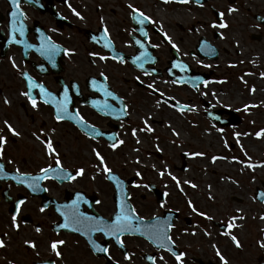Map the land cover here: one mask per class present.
<instances>
[{"label":"flooded vegetation","instance_id":"1","mask_svg":"<svg viewBox=\"0 0 264 264\" xmlns=\"http://www.w3.org/2000/svg\"><path fill=\"white\" fill-rule=\"evenodd\" d=\"M236 1L227 0L229 4ZM129 4L154 23H138ZM13 10L11 0H0V129H3L0 134L7 138L0 158L4 166L0 172V239L5 244L0 248V264H153L148 257H154L155 264H223L216 255L217 249L227 264H264V255L256 256L251 245L240 244L237 248L232 241L228 243L222 238L221 234L230 230L227 222L212 216L207 225L206 212H193L185 197L172 195L169 184L147 180L143 183L144 175L128 176L110 157L111 152L115 156L121 154L124 146L133 141V129L136 135L142 132L145 120L149 126L156 123L151 113L140 109L139 104L142 108L146 105L143 95L160 96L174 105L171 97L161 96L155 87L156 91L147 87L153 78L190 87L175 79L192 70L208 73L207 82L214 79V66L207 70L200 68L192 64L191 57L216 62L226 51L218 43L221 32L210 28L213 24L219 25L225 16L217 0H199V3L190 0L187 4L176 0L169 3L164 0H19L15 32L12 31ZM105 28L111 48L104 47L101 39ZM141 29L147 36L141 34ZM208 29L212 38L206 35ZM165 33L178 51L165 39ZM206 41L217 48L215 58L198 54L199 46ZM50 44L58 47L51 56L47 52ZM143 52H147L149 59L140 67L135 60ZM100 56L109 58L101 60ZM113 56L117 59H112ZM174 64L186 67L182 71ZM24 73L37 85L31 89L37 101L35 108L23 95L29 91ZM206 83L198 90L193 89L194 92L198 93ZM39 85L51 94L47 97L49 103L44 102ZM101 85L120 99L106 97ZM65 92L68 113L71 116L78 113L100 135L91 133L90 128L63 112L60 115L64 118L56 119L57 103L64 100ZM105 103L117 109L126 104L127 115L108 114V109L103 108ZM183 104L194 109H185L186 112L201 111L205 117L207 112L221 108L203 96L200 102ZM5 120L20 133L18 137L8 132ZM113 136L124 141L114 150L110 147ZM47 137L52 140L62 169L57 168L55 157L48 155L41 143ZM93 149L104 157L111 174L120 181L119 187L116 181L107 178ZM49 165L55 171L35 182L36 191L28 187L33 183L30 178L23 183L16 179L40 176V170ZM80 168L84 169L82 176L71 180L61 178L65 172L74 175ZM262 194L264 189L258 187L251 197L264 207ZM19 201L24 203L17 211ZM121 205L134 209V215L139 217L132 221V227L139 231L120 236L123 248L115 237L91 230L99 220L110 224ZM200 212L206 216L199 215ZM14 215L19 228L13 226ZM66 219L70 227L61 228ZM168 224L173 225L171 229L167 228ZM74 228L80 230L74 231ZM164 232L171 237L170 242L163 241L160 234ZM61 240L64 244H58V250L62 256L57 257L49 245ZM26 241L35 247H29ZM90 241L108 248L109 254L93 251ZM161 243L163 247L159 246ZM256 246L262 249L260 244ZM243 249L246 252L239 253ZM173 252L184 254L181 261L175 259ZM126 253L131 259L124 258Z\"/></svg>","mask_w":264,"mask_h":264},{"label":"rangeland","instance_id":"2","mask_svg":"<svg viewBox=\"0 0 264 264\" xmlns=\"http://www.w3.org/2000/svg\"><path fill=\"white\" fill-rule=\"evenodd\" d=\"M217 4L225 12L221 23L227 27L210 28L221 32L218 43L226 51L216 62L191 57L192 64L200 68L207 70L214 66V79L203 85L198 93L188 85H176L167 79L153 78L151 84L163 95L181 103L195 104L203 96L215 107L236 110L243 117V122L237 127H221L201 111L181 112L171 104H165L160 96L143 95L146 105L142 108L139 104L140 109L151 113L156 120L151 126L153 131L139 132L129 145L124 146L121 154L115 156L116 153L111 152L110 157L128 176L137 172L140 173L138 177L144 175L143 183L147 180L169 184L172 195L185 197V202L191 201L196 211L206 212L208 216L227 223L233 217H243L233 221L236 226L228 232L235 235L244 247L251 245L255 255L260 256L264 255V248L259 250L256 244L264 243V207L251 195L258 187L264 189V169L246 165L264 160V135H255L264 129V27L255 19L256 14L264 17V0H237L232 4L227 0H217ZM229 8L235 11L229 12ZM211 30L208 29L206 35L212 38ZM256 35L261 36L260 39ZM239 49L241 55L237 54ZM255 89L259 96L253 104L250 96ZM222 91L226 96L221 100L219 95ZM245 106H248L247 110ZM174 122L178 123L177 128ZM254 145L256 151L253 150ZM182 153H187L185 170H181ZM213 157L218 159L213 161ZM165 169L171 175L161 177L159 173ZM172 176L180 181L183 192H178L180 188ZM184 180L196 187L184 183ZM213 189L215 195H208L207 191L212 192ZM238 208L245 210V216H240ZM221 236L228 243L232 241L227 235ZM245 252L243 249L239 253Z\"/></svg>","mask_w":264,"mask_h":264},{"label":"snow or ice","instance_id":"3","mask_svg":"<svg viewBox=\"0 0 264 264\" xmlns=\"http://www.w3.org/2000/svg\"><path fill=\"white\" fill-rule=\"evenodd\" d=\"M164 2L165 3H169L170 0H164ZM176 2L183 3V4H187V3L190 2V0H176ZM195 2L196 3H199V0H195ZM11 4L14 6V10L11 13V15L13 17V20H12V31L15 32V31H17V28H16V17H17L18 12H19V0H11ZM128 7H129V9H131V12L133 13V19L137 20L138 23L143 24L145 21H148L150 23H154V21H151V18L150 17L146 16L142 11H140L137 8H135L133 5L129 4ZM232 11H235V9L234 8H229V12H232ZM75 15L79 16L80 14L78 12H75ZM219 15L221 16V18L223 17V13H220ZM212 26L213 27H217L218 26L220 28L227 27V25L224 24V23H220L219 25L213 24ZM22 28H23V26L21 25V28H20L21 35L23 34ZM140 31H141V34L142 35L147 36V33L144 32L143 29H141ZM164 37L168 41V43L171 44V46L174 49H177V51H178L177 45L174 44V43H172L171 38L168 37L166 33L164 34ZM101 39L104 40V47H107V48H111L112 47V45H111V43L109 41V38H108V30H107V28L104 29V35H103V37H101ZM17 42H19V41H17ZM136 43L137 44H140V41H136ZM29 47H30V45H29ZM141 47H143V45H141ZM56 51H58V47L55 46V45H51L50 44L49 47H48V49H47L48 54L51 56ZM67 54H68V50H65V55H67ZM141 57H143V61L141 60ZM99 58L101 60H106L109 57L100 56ZM111 58L114 59V60L117 59L116 56H113ZM147 59H149V57L147 55V52H143V53H141V56L136 57L135 62H137L140 67H143V62H146ZM120 62L123 63V58H120ZM173 66L174 67H179L182 71L186 67L183 64H174ZM13 67H16V65L14 63H13ZM24 75H25V77H26V79L28 81L29 91L24 92L23 95L26 96L31 101L32 106L35 108L36 105H37V101L31 95V89L33 87H37V85H35V83L33 82V80H32L31 77L27 76V73H24ZM100 75L103 76L104 74L101 73ZM104 79L106 80L107 77H104ZM137 79H139V77H137ZM175 82L176 81H173V83H175ZM92 83H93V85H95L96 84V81L93 80ZM100 87L103 90L104 95L106 97H112L113 99H116V100H119L120 99L119 97L114 96L113 92L109 91L105 85H101ZM147 87L149 89H153V85L152 84H148ZM39 88H40V92L45 96L44 102L45 103H49V100L47 99V97L50 96L51 94L48 93V92H46V90L44 89L43 85H39ZM153 90L156 91L155 89H153ZM160 95L163 96V93H160ZM7 102H8L7 99H5V103H7ZM67 102H68V97H67V92H65L64 100L57 103V107H56V112H57L56 119L57 120L63 119L64 116L60 115V113L63 112L64 115H68L70 119H77L78 123H80L81 125H84L85 127L90 128V132L91 133H94L95 135H100V133L97 132V130L94 127L86 125L85 122H84V120H83V118L82 117H79V114L78 113L76 114V116H71L68 113V111H67V107H66ZM164 103L167 104V100H164ZM159 104H160V101L158 100L157 101V105H159ZM94 106H96V105L94 104ZM172 106L173 107H177L178 110L181 111V112L185 111V109H187L189 111H194V109L188 108V106H186V105H179V102H176V105H172ZM247 107L248 106H245V110H247ZM103 108L108 109V114L120 112V113H123L124 115H127V105L126 104L122 108L117 109V108H113L111 105L105 103L103 105ZM144 123H145V127L143 129H141V131L152 132L153 129L151 128V126H149L147 124V121L146 120L144 121ZM4 125L7 128L8 132L12 136L18 137L20 135V133L15 128H13V126L10 123H8V121L5 120L4 121ZM0 133H3V129H0ZM85 134L88 135L89 133L86 132ZM132 134H133V136L136 135V130L135 129H133ZM173 134L174 135H178V133H175V131H173ZM95 135L92 136L93 139L95 138ZM235 135L239 136L240 134L239 133H236ZM245 135H247V133H245ZM255 135L257 137H260V136L264 135V129H261ZM33 136H36V138L38 140L40 139V136H37L36 133H33ZM111 139L114 141L110 145V147L113 150L116 149L118 147V145L124 143V141L118 140L115 136L111 137ZM6 143H7V138L3 134H0V158H2V156H3V149H4V145ZM41 143L44 144V148H45L47 154L50 155V156H54L55 157V164H56L57 168H61L62 169L61 161H60V159L58 157V154L56 153L55 148L53 147L51 138L50 137H47L45 140L41 141ZM137 143H139V141H137ZM93 152H94V154H95V156H96V158H97V160L99 162V166L102 167L103 172L105 174H107V178L110 179V180L116 181L117 186L119 187L120 186V181L117 179L116 176H114V175L111 174V169L105 163L104 157L98 151H96L95 149H93ZM193 155H203V153H194ZM216 159H218V157H213V161H215ZM246 166L249 167V168H254L257 165H253V164H250L249 163ZM3 168H4L3 164H0V172H3ZM40 171L42 173V175H40V176L23 177V178L22 177H16V179H18L21 183H23L24 182V179L30 178L33 181V183L28 184V187L31 188L33 191H36L37 189H36L35 182H37V181H39L41 179L47 178L48 173L54 172L55 169H53L52 166L49 165L46 168H42ZM83 174H84V169L83 168H80V169H77L76 170V172H75L74 175L65 172L63 174V176H61V178L62 179L63 178H66V179H70L71 180V179H75L77 176H82ZM165 174L171 175V173H167V170L166 169L164 171H161L159 173V175L161 177H163ZM136 175L139 176L140 173L137 172ZM22 176H23V174H22ZM171 178H172V180H174L176 182L177 188H180V181L175 176H172ZM184 183L190 184V186L193 187V188L196 187V185L195 184H191L190 181H184ZM139 186L140 185H137V187H139ZM145 187H147V186L145 185ZM180 191L183 192V189L180 188ZM164 195H168V194L165 193ZM262 195H264V194H262ZM23 203H24V201H19V203L17 205V211H19V205L20 204H23ZM73 203L75 204L76 201H74ZM188 206L190 208H192V211L193 212L196 211V208L192 205V202L191 201H188ZM43 210L44 209L41 208V211H43ZM134 211H135L134 209H126L125 206L121 205V206H119V209H118L117 213L114 216V219L111 221L110 224H105L104 221L99 220V221H96V223L93 225V227H92L91 230L92 231L102 232V233H104L107 236L115 237L116 243L121 248H123L124 247V243L121 240L120 236L123 233H125V232H138L139 231V228H133L132 227V221H133V219H139V217H136L134 215ZM198 214L201 215V216H206V214L203 213V212H200ZM206 218L209 219V220L212 219V217H210V216H206ZM90 219H93L94 220L95 218H90ZM237 219H243V217H233V218H231V220L227 223V228L228 229H232L233 227H235L236 225L234 224L233 221H235ZM12 223H13V226L14 227L19 228V225L16 223V216L15 215L12 217ZM172 226L173 225L168 224L167 225V228L168 229H171ZM60 227L61 228H69L70 227V223L66 219V222L63 223V224H61ZM73 230L74 231H79L80 229L79 228H74ZM36 231L39 232L40 231V228H36ZM223 234L229 236V238L232 240V242L235 244V246L237 248L241 247L239 240L237 239V237L235 235H232L231 232H224ZM160 235L163 237V241H165V242H170L171 241V237L169 235H167L166 232L161 233ZM158 238H160V237H158ZM25 243L28 244L29 247H33V248L35 247V244L34 243H31V242H28V241H26ZM90 243L92 245L93 251H95V252H102L105 255H108L109 254V249L108 248L97 246L94 241H90ZM58 244L59 245H62V244H64V241H62V240L61 241H52L50 243L49 247H50L51 251L55 254V256L61 257L62 256V253L58 250ZM4 246H5L4 240L0 239V248H2ZM159 246L160 247H163L164 244L161 243ZM260 246L262 248H264V243H261ZM213 247H215V245H213ZM173 255L175 256V259L177 261H181V257L184 254L183 253L176 254L175 252H173ZM216 255H217V257H219L220 261L223 262V264H227V260L220 253V251L218 249L216 251ZM110 258L111 257L109 256V259ZM124 258L126 260H128V259H131V256L126 253ZM148 259L151 260V261H153V264H155V258L154 257H148ZM160 259H163V257H161Z\"/></svg>","mask_w":264,"mask_h":264},{"label":"water","instance_id":"4","mask_svg":"<svg viewBox=\"0 0 264 264\" xmlns=\"http://www.w3.org/2000/svg\"><path fill=\"white\" fill-rule=\"evenodd\" d=\"M207 47H203L201 48L202 53L204 55H211V52L209 51V46L206 45ZM206 80L205 76H199V75H192L191 73H189L188 77H187V81L193 85L194 87H198L199 83L204 82ZM223 112V110L218 111V112H213L210 113L209 116L211 117L212 120H218L221 124L223 125H229V124H233V125H237L241 122V118L237 117L236 114H234V112H230L231 114V118L228 121H221L220 120V114ZM183 158H185V155H183ZM185 164V163H184ZM128 182H125V185L127 186ZM126 198H127V194H126Z\"/></svg>","mask_w":264,"mask_h":264},{"label":"bare ground","instance_id":"5","mask_svg":"<svg viewBox=\"0 0 264 264\" xmlns=\"http://www.w3.org/2000/svg\"><path fill=\"white\" fill-rule=\"evenodd\" d=\"M237 54H238V55H241V54H242L240 49L238 50ZM258 93H259L258 90L255 89V90L253 91V93L251 94L250 97L252 98V102H253V100H254L255 98H257V97L259 96ZM225 96H226V94H224V92L222 91L221 94L219 95V99L222 100ZM253 104H255V103L253 102ZM173 125H174L175 128H177L178 123H177V122H174ZM179 132H180L179 135L182 136V133H183V132H181L180 128H179ZM256 149H257V147L254 145L253 150L256 151ZM254 165H257L256 167H262V168L264 169V160H263V159H262V160H258V162L255 161ZM224 167L226 168V164H224ZM256 167H254V168H256ZM199 169H200V168H199ZM228 176H229V175L226 174V177H227V178H228ZM184 181H185V180H184ZM223 183H224V185H225V184H226V181H224ZM213 188H214V187H213ZM207 192H208V195H211V196H214V195H215L214 189H213L212 192H211L210 190L207 191ZM213 203L215 204V200L213 201ZM220 204H221V203H220ZM220 206H221V208L223 209V205H220ZM237 210H238L240 216H245V210H244L243 208H238Z\"/></svg>","mask_w":264,"mask_h":264}]
</instances>
